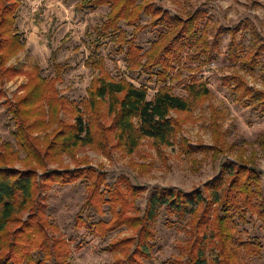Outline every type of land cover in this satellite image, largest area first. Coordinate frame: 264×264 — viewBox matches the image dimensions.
Wrapping results in <instances>:
<instances>
[{"label":"rangeland","instance_id":"obj_1","mask_svg":"<svg viewBox=\"0 0 264 264\" xmlns=\"http://www.w3.org/2000/svg\"><path fill=\"white\" fill-rule=\"evenodd\" d=\"M21 1L17 28L26 41V48L8 64L24 70L37 66L49 79L55 78L56 68H60L61 79L56 83L59 95L74 102L83 112L86 109V116L92 112L85 104L88 89L99 76L128 79L138 86L145 85L149 98L161 85L141 66L129 62L127 44H120L115 33L110 32L107 37L97 34L95 27L107 17L111 10L109 4L79 11L76 7L83 0ZM152 1L171 15L187 17L196 11L205 12L202 27H206L209 57L203 52L197 55L199 50L189 48L181 64L170 71L173 78L166 84L175 94L186 96L185 85L192 81L206 82L210 95L189 111L172 112L182 121L172 145L143 138L131 154L117 144L113 134L101 138L102 133L98 131L110 125L111 116L108 100H99L95 111L100 117L90 122L96 143L77 146L72 153H64L54 160L47 159L44 167L35 164L39 174L35 201L18 207L16 222L9 226L12 230L30 221L31 211L40 210L53 227L48 228L50 235L66 243L63 251H55L50 256L34 251L33 258L41 261L38 264H127L122 249H113V243L126 238L125 247H131L130 250L135 247L139 223L143 221L148 199L155 189L167 187L185 192L201 189L208 196L205 184L220 173L225 162L236 166L247 164L264 175V105L259 100V91H264V0ZM117 25L126 31L127 38L135 36V45L141 48V53L150 49L164 31L161 26H153L145 13L134 25L125 18ZM233 39L244 49L237 62L230 59L229 44ZM96 45H99L96 58L102 59L101 69L93 66L89 59ZM252 54L261 60L259 63L254 60V66L258 64L254 72L242 65V59H248ZM141 61L143 63L145 59ZM234 78L243 80L256 98L246 97L243 102L238 101L239 92L233 89ZM26 82L27 77L22 74L5 81L1 87L0 144L7 142L15 151L20 149L10 108L24 95ZM60 115L66 121L73 120L70 111H63ZM57 128L55 124L47 131L32 135L40 138L43 148L47 134L51 139ZM215 134L221 137L216 139ZM19 157H26L25 153L21 152ZM14 164L18 168L26 167L22 160ZM70 168L89 170L87 172L93 173L100 182L103 180L99 193L103 192L107 200L114 201L89 206L86 199L90 180L86 177L65 186L56 182L49 187L42 186L41 173L44 170ZM118 210L133 218L132 222L139 226L110 227ZM214 214L212 212L211 217ZM193 219L189 212L182 215L167 205L160 206L155 221L147 224L151 232L149 257L142 258V264H184L188 258L186 247ZM99 221L104 223L103 234L89 227ZM234 221L238 237L245 241L258 238L262 244L258 254L243 253L244 261L264 264V226L257 215L248 212L247 220L243 221L237 214ZM218 251L217 247L209 245L211 263ZM27 262L25 264H33Z\"/></svg>","mask_w":264,"mask_h":264},{"label":"trees","instance_id":"obj_2","mask_svg":"<svg viewBox=\"0 0 264 264\" xmlns=\"http://www.w3.org/2000/svg\"><path fill=\"white\" fill-rule=\"evenodd\" d=\"M21 4V0H0V97L3 96L1 87L5 81L22 74L27 77L24 95L15 104L12 103L10 108L12 120L17 126L16 138L20 150L15 151L7 142L0 144V264H25L27 261L38 264L41 261L34 259V251L50 256L67 247L64 241L55 240L54 235H50L48 228L53 227L40 214V210L31 211L30 221L21 223L12 230L9 226L16 222L18 207L35 201L39 183L35 164L44 167L47 159L54 160L64 153H72L77 146L96 143V134L90 122L100 117L95 111L99 100H108L111 116L110 125L98 131L102 133L101 138H108L109 133L113 134L117 144L131 154L143 138H152L157 144L172 145L182 127V121L174 117L172 112L189 111L194 104L206 100L210 95L206 82L192 81L185 85L186 96L175 94L172 87L166 84L173 78L170 71L181 64L184 53L189 48L199 50L197 55L202 54L201 52L206 55L209 53L206 27H202L204 11L193 12L187 17L171 15L152 0H83L79 3L76 7L79 11L109 4L111 10L107 17L95 27L97 34L107 37L110 32L115 33L120 44H127L126 57L129 62L134 63V66H141L151 78L161 84L149 98L148 87L145 85L138 86L128 79L115 80L99 76L88 89L89 96L85 104L89 105L92 112L90 116H86V109L83 112L74 102L59 95L56 83L61 79L60 68H56L57 76L49 79L41 74V69L37 66L24 70L8 64L12 57L26 48V41L17 28ZM142 13L150 17L153 26L164 29L151 48L143 53L135 45V36L127 38L126 31L120 30L117 25L122 18L134 25ZM98 48L99 45H96V50L90 53L89 59L93 66L101 69L102 59L96 58L99 56ZM229 51L230 59L237 62L241 60L244 49L240 42L233 39L229 44ZM142 58L145 59L143 63ZM254 60L261 62L259 56L252 54L248 59H242V65L254 72L258 66H254ZM233 89L239 92L236 99L240 102L246 97L256 98L243 80H236ZM259 96L264 105V91H259ZM63 111H70L73 120L63 119L60 115ZM55 124L58 128L54 130L51 139H48L47 134L46 143L41 148L42 141L32 134L47 131ZM220 137V134L214 136L216 139ZM21 152L26 157H19ZM20 160L26 164L25 168L15 166L14 162ZM87 171L89 170L81 168L44 170L41 173V184L49 187L56 182L65 186L86 177L90 180L86 199L89 206L92 203L98 206L111 201L112 199L105 198L103 192L99 193L104 181L100 182L93 173ZM262 182L264 183V175L256 168L247 164L236 166L225 162L220 173L205 184L204 190L209 193L208 196L201 189L191 192L167 187L155 189L148 199L143 221L139 223L135 247L132 250L131 247H125V238L113 243V249H122L127 264H142V258L149 257L151 232L147 224L155 221L160 206L167 205L182 215L189 212L194 216L186 247L188 258L184 264H247L243 253L258 254L262 244L258 238L245 241L238 237L234 217L238 214L246 221L248 212H252L264 226ZM121 206L124 209L122 204ZM212 212L215 213L214 217H211ZM132 220L134 219L118 210L109 226H139ZM103 224V221H99L89 227H94L93 229L103 234ZM209 245L219 249L213 263L208 258Z\"/></svg>","mask_w":264,"mask_h":264}]
</instances>
